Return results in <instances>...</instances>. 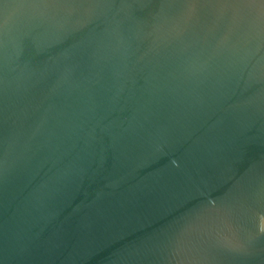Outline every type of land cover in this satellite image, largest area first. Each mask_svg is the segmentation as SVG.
Returning <instances> with one entry per match:
<instances>
[{
	"label": "water",
	"instance_id": "water-1",
	"mask_svg": "<svg viewBox=\"0 0 264 264\" xmlns=\"http://www.w3.org/2000/svg\"><path fill=\"white\" fill-rule=\"evenodd\" d=\"M0 264H264V0H0Z\"/></svg>",
	"mask_w": 264,
	"mask_h": 264
}]
</instances>
